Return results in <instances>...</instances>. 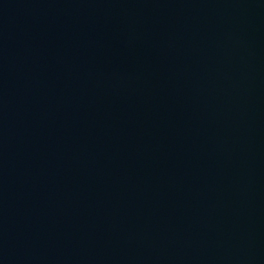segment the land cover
<instances>
[{
	"label": "water",
	"instance_id": "95a60500",
	"mask_svg": "<svg viewBox=\"0 0 264 264\" xmlns=\"http://www.w3.org/2000/svg\"><path fill=\"white\" fill-rule=\"evenodd\" d=\"M0 264H264V0H0Z\"/></svg>",
	"mask_w": 264,
	"mask_h": 264
}]
</instances>
